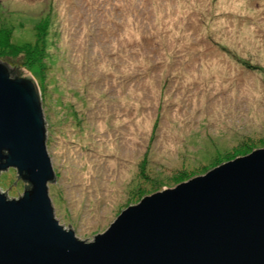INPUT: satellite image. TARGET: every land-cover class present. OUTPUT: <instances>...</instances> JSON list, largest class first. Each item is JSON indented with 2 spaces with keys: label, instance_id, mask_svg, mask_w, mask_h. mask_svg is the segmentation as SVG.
Listing matches in <instances>:
<instances>
[{
  "label": "rangeland",
  "instance_id": "374dc122",
  "mask_svg": "<svg viewBox=\"0 0 264 264\" xmlns=\"http://www.w3.org/2000/svg\"><path fill=\"white\" fill-rule=\"evenodd\" d=\"M0 61L36 81L54 215L84 241L264 148V0H0Z\"/></svg>",
  "mask_w": 264,
  "mask_h": 264
},
{
  "label": "water",
  "instance_id": "95a60500",
  "mask_svg": "<svg viewBox=\"0 0 264 264\" xmlns=\"http://www.w3.org/2000/svg\"><path fill=\"white\" fill-rule=\"evenodd\" d=\"M9 168L29 187L0 190V264H264V148L144 195L84 241L54 215L36 81L0 61V173Z\"/></svg>",
  "mask_w": 264,
  "mask_h": 264
},
{
  "label": "trees",
  "instance_id": "16d2710c",
  "mask_svg": "<svg viewBox=\"0 0 264 264\" xmlns=\"http://www.w3.org/2000/svg\"><path fill=\"white\" fill-rule=\"evenodd\" d=\"M13 74L16 73V70H11ZM41 96V95H40ZM29 187V185L26 183L25 188Z\"/></svg>",
  "mask_w": 264,
  "mask_h": 264
}]
</instances>
